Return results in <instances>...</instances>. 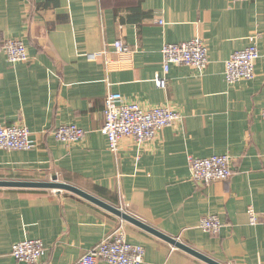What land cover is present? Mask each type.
<instances>
[{
	"label": "crops",
	"instance_id": "obj_1",
	"mask_svg": "<svg viewBox=\"0 0 264 264\" xmlns=\"http://www.w3.org/2000/svg\"><path fill=\"white\" fill-rule=\"evenodd\" d=\"M256 31L254 77L228 82L226 59ZM195 36L208 43L207 66L173 63L157 86L163 44ZM15 37L31 57L11 63L0 51V122L29 126L35 146L0 149V178L56 173L220 262L264 264V226L248 212L264 211V0H0V42ZM116 39L133 51L131 65L109 66ZM108 91L183 117L147 142L120 139L115 153L102 132ZM64 123L83 127L84 137L57 139L52 130ZM226 152L228 179L192 178L190 157ZM207 214L220 217L219 232L199 226ZM120 224L145 247L138 264H210L74 192L4 186L0 264H19L12 245L27 237L45 244L35 264H77Z\"/></svg>",
	"mask_w": 264,
	"mask_h": 264
},
{
	"label": "built area",
	"instance_id": "obj_2",
	"mask_svg": "<svg viewBox=\"0 0 264 264\" xmlns=\"http://www.w3.org/2000/svg\"><path fill=\"white\" fill-rule=\"evenodd\" d=\"M243 1V0H231ZM163 20H160L162 22ZM260 33L254 32L250 42L242 49L235 50L225 61L224 75L228 82L251 79L255 75L256 61L260 56L258 40ZM118 59L108 60L110 67H121L133 63V51L122 39L113 42ZM208 43L200 36L181 42H166L162 46L164 74H156L154 81L157 86L165 87L166 73L171 64H187L203 70L208 62ZM3 51L11 63L28 60L31 55L27 45L21 38H7L0 42ZM105 123L102 132L108 138L111 151L118 152L119 141L129 137L135 142L144 143L154 138L164 126L182 119V113L167 105L145 107L138 101H127L120 92L108 91L104 103ZM260 114L264 117V108ZM53 135L64 142H75L82 139L86 130L76 123H64L52 130ZM35 146L32 131L26 124L16 122L3 124L0 122V149H31ZM192 178L204 185L215 180L228 179L234 172L232 157L229 153H215L209 156L190 157ZM249 218L253 224L264 226V211L257 212L252 206L248 207ZM223 222L217 214L204 215L199 226L210 233L220 231ZM45 244L41 238H23L12 245L11 253L19 264H35L45 253ZM145 247L130 242L120 224L90 248L77 260V264H98L103 260L106 264H138L143 261Z\"/></svg>",
	"mask_w": 264,
	"mask_h": 264
},
{
	"label": "water",
	"instance_id": "obj_3",
	"mask_svg": "<svg viewBox=\"0 0 264 264\" xmlns=\"http://www.w3.org/2000/svg\"><path fill=\"white\" fill-rule=\"evenodd\" d=\"M0 186L4 187H28V188H51V189H57V190H68L71 192H74L80 196H83L84 198L104 207L105 209L117 214L118 216L122 217L124 220H127L129 222H132L145 230L163 238L164 240L172 243L173 245L193 254L194 256L201 258L205 260L206 262L210 264H226L223 262H220L216 260L215 258L205 254L204 252L194 248L193 246L187 244L186 242L180 240L178 237L167 234L158 228L146 223L139 217L129 213L124 208H122L119 205H116L114 203H111L102 197L91 193L82 187L65 181L61 180L58 177V174L54 173L51 177V179H8V178H0Z\"/></svg>",
	"mask_w": 264,
	"mask_h": 264
}]
</instances>
